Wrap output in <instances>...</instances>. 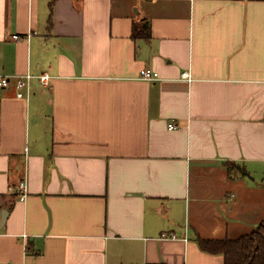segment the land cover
<instances>
[{
    "label": "crops",
    "instance_id": "crops-1",
    "mask_svg": "<svg viewBox=\"0 0 264 264\" xmlns=\"http://www.w3.org/2000/svg\"><path fill=\"white\" fill-rule=\"evenodd\" d=\"M0 76V264H223L196 238L264 219V0H0Z\"/></svg>",
    "mask_w": 264,
    "mask_h": 264
},
{
    "label": "trees",
    "instance_id": "trees-1",
    "mask_svg": "<svg viewBox=\"0 0 264 264\" xmlns=\"http://www.w3.org/2000/svg\"><path fill=\"white\" fill-rule=\"evenodd\" d=\"M148 24L143 25L144 36L148 37ZM141 33L132 34L133 37ZM233 165V163H232ZM231 168L230 166H228ZM242 174H247L245 170ZM264 186V175L262 177ZM199 247L208 253L223 256V264H264V219L249 233L236 239H203L196 238Z\"/></svg>",
    "mask_w": 264,
    "mask_h": 264
},
{
    "label": "built area",
    "instance_id": "built-area-1",
    "mask_svg": "<svg viewBox=\"0 0 264 264\" xmlns=\"http://www.w3.org/2000/svg\"><path fill=\"white\" fill-rule=\"evenodd\" d=\"M16 37V36H15ZM15 81V87L17 89L16 95L17 97H27L30 94L29 86L31 84V81L35 78H37L42 84H47L50 75L47 73H42L38 75H34L30 72H27L25 74H19L12 76ZM182 78H189V72L184 71L181 73ZM138 78L142 80H158L159 75L155 71H150L145 68H142L139 70ZM10 79V76H0V85L6 84ZM168 126L170 128L175 127L173 123H169ZM17 189L19 191V199L25 200L27 197V189H26V181L25 179H22L18 185ZM165 236V235H163ZM165 237L169 238H175V235H167Z\"/></svg>",
    "mask_w": 264,
    "mask_h": 264
}]
</instances>
